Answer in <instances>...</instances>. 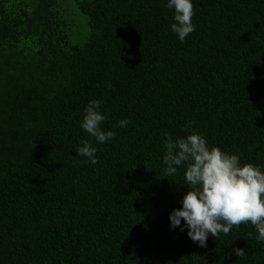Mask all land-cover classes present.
<instances>
[{"label":"trees","instance_id":"obj_1","mask_svg":"<svg viewBox=\"0 0 264 264\" xmlns=\"http://www.w3.org/2000/svg\"><path fill=\"white\" fill-rule=\"evenodd\" d=\"M166 3L0 0V264H264L251 223L206 247L171 228L188 189L162 162L165 133L198 131L264 166V0H193L184 42ZM92 99L117 133L104 144L80 127Z\"/></svg>","mask_w":264,"mask_h":264},{"label":"clouds","instance_id":"obj_2","mask_svg":"<svg viewBox=\"0 0 264 264\" xmlns=\"http://www.w3.org/2000/svg\"><path fill=\"white\" fill-rule=\"evenodd\" d=\"M166 7L174 10L171 31L181 42L195 31L193 0H167ZM103 100L92 99L85 108L80 127L104 144L117 135L114 130L105 131L103 122L107 119L102 111ZM125 117L117 127H126ZM191 127V124H188ZM162 162L165 177L177 174L185 168L183 194L178 208L169 213L170 227L187 229L189 238L200 247L207 246L209 235L218 238L227 235L233 226L251 223L257 232L255 239L264 243V166L252 162L241 163L236 153H229L219 146H209L205 136L192 131L186 136L173 138L164 135ZM97 148L89 140L76 149V154L86 157V162L97 163ZM183 221V223H182ZM251 238V233H249ZM235 254L244 257L243 248H236Z\"/></svg>","mask_w":264,"mask_h":264},{"label":"rangeland","instance_id":"obj_3","mask_svg":"<svg viewBox=\"0 0 264 264\" xmlns=\"http://www.w3.org/2000/svg\"><path fill=\"white\" fill-rule=\"evenodd\" d=\"M68 18L73 21L72 31L74 33V37L78 41H84L90 31L87 17L83 13L80 12L75 2L71 3L68 6Z\"/></svg>","mask_w":264,"mask_h":264}]
</instances>
